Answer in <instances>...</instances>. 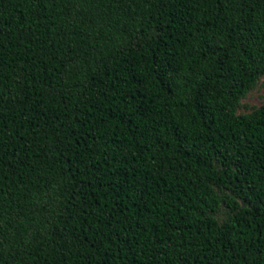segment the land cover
I'll list each match as a JSON object with an SVG mask.
<instances>
[{
  "label": "trees",
  "instance_id": "1",
  "mask_svg": "<svg viewBox=\"0 0 264 264\" xmlns=\"http://www.w3.org/2000/svg\"><path fill=\"white\" fill-rule=\"evenodd\" d=\"M264 0H0V264H264Z\"/></svg>",
  "mask_w": 264,
  "mask_h": 264
},
{
  "label": "rangeland",
  "instance_id": "2",
  "mask_svg": "<svg viewBox=\"0 0 264 264\" xmlns=\"http://www.w3.org/2000/svg\"><path fill=\"white\" fill-rule=\"evenodd\" d=\"M264 104V78L259 85L251 91L241 103L239 114L251 113Z\"/></svg>",
  "mask_w": 264,
  "mask_h": 264
}]
</instances>
